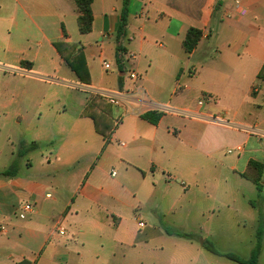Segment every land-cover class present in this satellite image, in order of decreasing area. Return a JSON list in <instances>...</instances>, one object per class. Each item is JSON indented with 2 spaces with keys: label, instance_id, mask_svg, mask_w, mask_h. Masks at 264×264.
<instances>
[{
  "label": "crops",
  "instance_id": "obj_1",
  "mask_svg": "<svg viewBox=\"0 0 264 264\" xmlns=\"http://www.w3.org/2000/svg\"><path fill=\"white\" fill-rule=\"evenodd\" d=\"M124 5L94 0L83 35L73 0H0V264L251 256L264 222V0H129L119 38ZM190 29L203 37L187 54ZM57 43L84 55L88 85ZM99 92L131 99L115 107Z\"/></svg>",
  "mask_w": 264,
  "mask_h": 264
},
{
  "label": "trees",
  "instance_id": "obj_2",
  "mask_svg": "<svg viewBox=\"0 0 264 264\" xmlns=\"http://www.w3.org/2000/svg\"><path fill=\"white\" fill-rule=\"evenodd\" d=\"M94 0H73L75 3L78 12L80 13L79 19H78V25H79V31L81 34L86 35L92 32L93 28V11H92V5ZM129 0H125L124 9L121 14V23L119 27V38L123 34L124 29L127 24V17H128V6ZM203 37V32L198 29H190L188 31V34L183 42V48L187 54H191L197 47L198 43ZM58 52L65 58V61L67 62L68 66L71 68L73 72L78 76L81 83L88 85L90 83V73L87 67L86 59L84 55L80 54L78 55L73 61L69 60V55L71 54L70 50H67L65 45L62 43L55 44ZM121 50V49H118ZM145 119H147L150 122H153L154 124L157 123L158 119L153 118L154 114H146L143 116ZM95 123L97 125V129L99 133H101L105 138L108 136L109 131L111 130V127L105 131L102 129L103 125L105 123L102 120H98V118H94ZM251 168H253L256 171V175L252 176L251 173H247L244 175L245 178L252 181L258 189L261 188V178H262V168L258 164H251ZM5 176L12 175L10 171L4 173ZM170 235L177 236L179 238L187 239V240H194L196 237L192 234H187L181 231H171L169 232ZM263 234H264V222L261 220L259 227L257 229V243L255 247L252 250L251 256L248 260H242L238 256L234 254H226L224 255L226 258H228L231 261H234L238 264H259V256L262 251V240H263ZM203 246L206 250L212 253H217L214 245L209 241H204Z\"/></svg>",
  "mask_w": 264,
  "mask_h": 264
},
{
  "label": "built area",
  "instance_id": "obj_3",
  "mask_svg": "<svg viewBox=\"0 0 264 264\" xmlns=\"http://www.w3.org/2000/svg\"><path fill=\"white\" fill-rule=\"evenodd\" d=\"M237 4L239 5V2H237ZM105 67L107 69H109L110 66L109 65H105ZM130 79L133 80V81H137L138 80L137 73L131 72L130 73ZM98 95L101 96L102 98H104L110 105L115 106V107H121L124 104L128 103L130 101V99H131V98L128 97L127 93H109V92H102L101 93V92H99ZM139 95L141 97H144L145 93L143 91H140ZM122 145L124 146L125 144L122 143ZM24 211L25 212L33 211V206L32 205H26L24 207ZM20 217L24 218V215L21 214ZM59 234L60 235H64L65 234L64 230H60Z\"/></svg>",
  "mask_w": 264,
  "mask_h": 264
},
{
  "label": "rangeland",
  "instance_id": "obj_4",
  "mask_svg": "<svg viewBox=\"0 0 264 264\" xmlns=\"http://www.w3.org/2000/svg\"><path fill=\"white\" fill-rule=\"evenodd\" d=\"M11 134H13V138H14V142H15V147H19L18 146V144H20V141H21V137H22V135H21V133L20 132H13V133H11ZM24 141V140H23ZM22 141V142H23ZM5 143V142H4ZM20 151L22 152V151H24V148L22 147L21 149H20ZM21 155H22V153H21ZM20 158H15V165H13V167H12V169L11 170H13L14 168H17L18 167V165H16L17 164V162L16 161H18ZM4 160L5 161H7V162H10L9 164H11V161H12V158H11V156L9 155V153L6 151V149H5V155H4ZM20 168H22V167H20ZM11 170H9L11 173H12V171ZM23 172V171H22ZM217 249V248H216ZM234 255H235V253H234Z\"/></svg>",
  "mask_w": 264,
  "mask_h": 264
}]
</instances>
